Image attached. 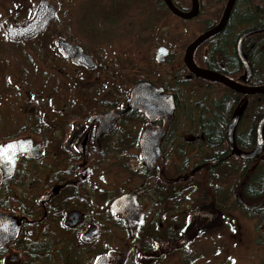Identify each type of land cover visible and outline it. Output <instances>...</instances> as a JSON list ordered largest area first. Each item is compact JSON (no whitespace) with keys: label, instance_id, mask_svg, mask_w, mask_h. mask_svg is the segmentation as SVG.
<instances>
[{"label":"flooded vegetation","instance_id":"obj_1","mask_svg":"<svg viewBox=\"0 0 264 264\" xmlns=\"http://www.w3.org/2000/svg\"><path fill=\"white\" fill-rule=\"evenodd\" d=\"M72 1L0 0V264H192L199 258L190 248L200 237V224L211 219L227 228L240 226L241 219L255 222V244L262 250L256 264H264V94L230 89L192 74L185 64L187 47L220 23L228 0L217 1L204 29L180 51L163 41L151 46L148 75L135 77L124 99L117 90L106 94L84 116L58 118L61 129L40 120L54 107L33 103L29 110L38 117L36 123H27L22 107L20 128L9 135L15 128L9 99L16 92L26 93L22 87L28 63L36 65V87L46 82L57 93L54 80L58 88L65 87L67 104L73 100L72 78L59 76L56 65L70 71L98 66L94 55L57 25L60 16L70 19ZM126 2L106 0L102 10L122 17L123 30L133 40L139 30L155 24V17H176L163 0H141L136 6ZM172 2L184 12L191 9V0L188 9ZM198 3L199 14L190 20L202 13L203 1ZM234 7L222 30L195 48L190 58L199 69L217 73L238 88L262 86L252 85V79L259 76L261 82L264 77V30L244 35L264 25L248 26L249 13L243 12L240 29L234 30ZM36 19L49 21L42 30L29 28ZM63 43L81 47L94 68L75 64L73 52ZM40 52H47L48 63L32 60L33 53L37 57ZM244 60L251 68L248 80ZM170 62L180 63L173 84L161 77ZM16 75L18 80L12 81ZM143 82L153 86L147 94L159 101L157 108L129 107L131 91ZM188 87L196 91L187 99L182 93ZM168 99L172 111L163 107ZM54 112L62 117L60 110ZM109 112L119 113L113 124L93 121ZM58 130L64 132L61 144L49 139ZM14 141L24 147L12 158L11 151L2 149ZM145 144L153 147L146 155ZM37 147L40 156H28L36 154ZM131 150L134 155L127 156ZM109 156L125 160L117 163L127 176L112 193L102 177ZM130 178L135 181L131 186L126 183ZM224 211L230 213L228 219H223Z\"/></svg>","mask_w":264,"mask_h":264},{"label":"rangeland","instance_id":"obj_2","mask_svg":"<svg viewBox=\"0 0 264 264\" xmlns=\"http://www.w3.org/2000/svg\"><path fill=\"white\" fill-rule=\"evenodd\" d=\"M106 0H73V14L72 26L70 19L66 17V14L59 17L57 25L59 29L67 35L71 36V39L84 46L89 53L94 55L97 60L98 66L93 70H86L82 67H73V70L56 65L59 76L67 77L71 76L73 85V100L71 104L66 102V89L65 87L56 86L55 81L51 83L55 87L42 84L40 87H36V75L37 72L34 64L28 63L26 68L32 69V72L26 70V85L22 87L25 94L22 91L13 94L9 102L10 106V119L13 128L9 135L12 136L17 133L20 128V122L22 118V107H26V119L27 123H36L38 117L31 116L33 112L29 108H33L36 103L38 107H54L53 111L43 112L40 115V120L44 121L50 128L59 126L58 120L66 121L71 116H84L87 111L94 108L97 100H102V96L111 92L115 93L117 90L121 94V99L125 97V91H127L137 76L148 75L149 70L147 54L148 49L157 42H166L172 45L176 50H181L190 39L194 38L205 27V20L210 19L212 9L218 3V0H202L203 6L201 8L202 13L195 20L181 21L172 15H164L161 21L155 17L154 25L149 26V30H139L136 39L133 40V35L123 30V18L118 15L115 17L108 13L105 8L102 10V4ZM116 4L124 3L126 0H111ZM131 6H136L141 0H127ZM183 8L190 7V0H174ZM254 0H238L235 7L234 26L233 29L239 31L238 21L241 19L243 12L250 13ZM107 6V3H106ZM118 5H114L116 8ZM158 5H154L157 7ZM113 7V6H112ZM111 7V8H112ZM67 4L64 1L63 11L66 13ZM122 13V12H121ZM238 24V25H237ZM253 25L249 23L248 26ZM242 26H246L243 25ZM152 28V32H151ZM137 41V42H136ZM32 59L36 63L39 62L42 65L48 63L47 52H40L37 57L33 53ZM37 59V60H36ZM11 64V62H10ZM180 63H168L163 66L161 71V77L167 81L172 82L175 72L179 70ZM46 71L45 68H40ZM39 70V67H38ZM56 78V77H55ZM64 78V80H66ZM12 81L18 80V76L11 78ZM41 80V77H40ZM51 82V80H50ZM173 84V82H172ZM196 90L194 88H186L183 90L184 97L191 96ZM198 97V96H197ZM188 99V98H187ZM49 103H51L49 105ZM25 104V105H24ZM45 109V108H44ZM60 110L62 117H55V112ZM1 114V113H0ZM35 115V114H34ZM59 118V119H58ZM58 119V120H57ZM56 125V126H55ZM19 127V128H18ZM59 126L58 128H60ZM64 132L58 130L53 137L49 139L54 140L57 144L63 139ZM111 155V154H109ZM113 155V154H112ZM111 155V156H112ZM127 156L134 155V151H128ZM109 156L108 161L102 164V177L107 181V191L112 193L119 190L121 184L124 185V179H127L126 174L122 171V164L117 162H124L125 160L113 159ZM117 156H123L117 153ZM117 160V161H116ZM98 175V171H97ZM96 176V175H95ZM95 176L91 182H94ZM126 177V178H125ZM129 179V178H128ZM122 181V182H121ZM134 178L126 181L128 185L134 184ZM108 194L113 196L114 194ZM198 195H196L197 197ZM105 198V197H104ZM97 201V200H96ZM190 213L188 212V215ZM229 212H223V219L229 218ZM189 219V218H188ZM243 224L240 226L234 225L231 228H227L224 224L216 223L215 219H211L208 223H201V234L196 243L192 244L190 248L193 253L196 252L197 261L193 260L192 264H256L259 262L260 247H256L255 240L258 237L255 231V222L242 220ZM217 225V226H216ZM217 228H214V227ZM213 228V229H212ZM199 255V256H198ZM201 255V256H200Z\"/></svg>","mask_w":264,"mask_h":264},{"label":"water","instance_id":"obj_3","mask_svg":"<svg viewBox=\"0 0 264 264\" xmlns=\"http://www.w3.org/2000/svg\"><path fill=\"white\" fill-rule=\"evenodd\" d=\"M163 1L166 3L168 9L170 10V12L173 15H175L176 17H179L181 19H184V20H190V19L195 18L199 14V11H200V6L198 3V0H191V9L189 12H184V11L180 10L179 8H177L174 5V3L172 2V0H163ZM235 2H236V0H228L227 4L225 6V9H224L223 17H222L220 23L215 28H213L212 30H210L207 33L198 37L192 44H190L187 47L186 55H185V64H186L188 70L192 74L206 78V79H209V80H213L215 82L223 84L224 86H226L230 89H233V90H236V91L242 92V93H248L251 95L264 94V85L257 86V87H251V88H240V87L238 88V85L234 84L232 81L228 80L227 78H225V77H223L217 73H213V72H210L207 70L199 69L198 67H196L194 65V63L192 62V60L190 58L191 54L195 50V48H197L208 37L220 32L222 30V28L225 26V23L228 19V16L230 15V13L234 7ZM48 21H49V19H41V20L36 19L35 22L29 26V28H38L39 30H42L43 28L46 27ZM263 30H264V28H258V29L252 30V31L246 33L244 35V37L249 35V34H252V33L261 32ZM242 40L243 39H241L240 43H239V47H238L239 51H240V45H241ZM62 45H64L66 47L67 51L73 52V54L75 56V60H74L75 64L81 63L89 69L94 68L95 64H94L92 58L89 55L83 54L81 47L78 46V47L74 48V47H71L70 45L64 44V43ZM243 64L245 67V76L248 80L250 75H251V68H250V66L246 60L243 61ZM152 88H153V86L151 84H148V83L143 82V83L136 84L134 86L133 90L131 91V94H130L129 107L138 109L139 107H141V108H150V107L157 108L158 106H160L159 101L156 98L147 94V92L151 91L150 89H152ZM138 101H140V102L138 103ZM169 101H171V102L169 105H167L166 103H169ZM163 107L164 108L168 107V109L170 111H172V109L174 107V105L172 104V100L171 99L166 100ZM118 116H119V113L117 114L114 112H109V113H106L104 115L95 117L93 121L96 122L98 120H102L103 122L110 125V124H113V122L115 121V119ZM260 124H261V126L264 124V119L262 120V122ZM115 126L116 125H112L110 130H113V128ZM232 128H233V123L231 124L229 131H231ZM146 141H147V139H146ZM147 146L150 147V150H149V148H147ZM151 146L149 144H145L144 146L142 145V154L146 155L145 153H150L151 151H153V147H151ZM22 147H24L22 141H14V142H10V143L6 144L4 149H2V151H11L13 156H14V157L12 156V158H15L16 154L23 152L21 149ZM35 150L37 151L36 154L28 155V156H36V157L40 156V153H38L39 148L37 147ZM249 156L252 157V156H254V154L252 153ZM10 164L11 165L9 168H11L13 163H10ZM251 208H253V207H251Z\"/></svg>","mask_w":264,"mask_h":264},{"label":"trees","instance_id":"obj_4","mask_svg":"<svg viewBox=\"0 0 264 264\" xmlns=\"http://www.w3.org/2000/svg\"><path fill=\"white\" fill-rule=\"evenodd\" d=\"M237 1L238 0H236V3H237ZM235 7H236V5H235ZM235 7L233 10L234 12L236 10ZM248 17L250 18V23L253 24V25H251V27L264 25V0H254L252 9H251ZM261 80L262 81L260 82V77L255 76L252 79V85L264 84V77H261Z\"/></svg>","mask_w":264,"mask_h":264}]
</instances>
